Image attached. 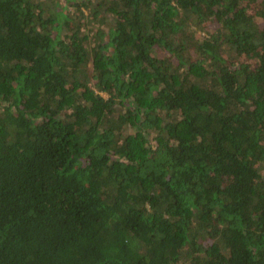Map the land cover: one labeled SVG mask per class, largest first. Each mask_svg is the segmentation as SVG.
<instances>
[{
  "label": "trees",
  "instance_id": "trees-1",
  "mask_svg": "<svg viewBox=\"0 0 264 264\" xmlns=\"http://www.w3.org/2000/svg\"><path fill=\"white\" fill-rule=\"evenodd\" d=\"M0 264H264V0H0Z\"/></svg>",
  "mask_w": 264,
  "mask_h": 264
}]
</instances>
